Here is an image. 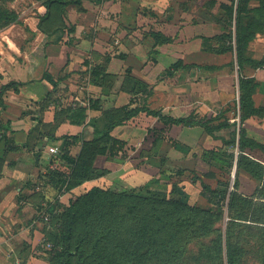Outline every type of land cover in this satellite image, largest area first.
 Wrapping results in <instances>:
<instances>
[{
    "label": "rangeland",
    "instance_id": "374dc122",
    "mask_svg": "<svg viewBox=\"0 0 264 264\" xmlns=\"http://www.w3.org/2000/svg\"><path fill=\"white\" fill-rule=\"evenodd\" d=\"M48 2L0 0V10L17 17L15 21H0V91L8 73L12 72L7 79L16 77V68L29 81L43 77L51 43L46 42L48 36L40 28L82 32L84 39L91 35L90 30L98 29L102 7L83 1L64 7V14V8L56 3L52 5V20L45 21ZM167 2L142 0L140 14L143 12L147 19H141L146 23L141 27L139 41L153 59L143 68L145 77L141 80L147 89L144 93V86H137L139 91L134 96L125 91L124 98L114 105L124 106L134 97L137 103L133 107L158 111L163 118L142 112L112 129L109 150L97 158L93 176L71 190L68 186L73 164L62 158L60 162L66 166L61 170L64 185L59 188L53 184L52 195L45 204L57 200L62 211L73 196L93 188L135 197L119 208L97 211L87 229H79L71 243L73 249L77 248L72 257L74 264H227L228 236L244 249L240 264H264V212H258L254 202L247 208L240 202L233 205L235 208L230 206V192L235 188L244 196H254L256 201L259 183L245 170L237 171V143L234 146L228 142L239 139L240 77L256 81L253 75L264 67V10L249 13L244 19L243 25L255 33V39L245 54L250 61L240 68L237 24L235 20L232 24L228 21V11L234 2L235 14L238 0H186L179 4L185 12L180 18L178 1L168 6ZM261 4L255 0L249 7L264 6ZM225 34H230L232 40L226 39ZM55 46L63 47L62 41ZM113 46L116 48L114 42ZM183 52L184 59L177 58ZM162 53L169 54L173 61H157ZM178 61L186 67L173 71L169 77L168 70ZM136 64L139 68L140 64ZM215 117L235 124L217 133L223 140L211 138L202 127H186L172 121H211ZM118 120H111V124L98 121L99 129L92 127L93 139ZM249 120L243 126L256 127L257 122ZM212 154H218L220 159H213ZM251 157L262 161L264 151L258 150ZM219 182L230 185L226 200L220 203L215 199ZM66 195L67 202L63 203L61 197ZM145 198L150 202H144ZM55 222L52 220L47 226L52 229L49 241L57 264H62L66 255L63 230ZM83 237L87 240L83 241ZM217 239L222 251L214 257L211 253L219 245Z\"/></svg>",
    "mask_w": 264,
    "mask_h": 264
},
{
    "label": "crops",
    "instance_id": "0c3cea01",
    "mask_svg": "<svg viewBox=\"0 0 264 264\" xmlns=\"http://www.w3.org/2000/svg\"><path fill=\"white\" fill-rule=\"evenodd\" d=\"M177 1L179 5L186 0ZM169 4L174 5L175 0H168L166 5ZM141 5L142 0H112L99 5L102 7L99 27L93 32L90 30L88 34L91 35L86 39L82 32L70 36L58 32L46 37V42L51 44L47 49L45 71L61 80L56 89L42 78L25 79V74L17 68L14 72L16 77L7 79L11 77L10 72L3 80L1 85L11 81L24 85L19 93L9 91L4 97L3 108L0 107V126L8 125L12 130L8 133L7 142L0 143V264H50L45 253L40 251L46 240L47 224L40 219L39 209L52 195V187L45 185V174L42 173L46 172L50 157L58 159L51 166L53 169L62 166L59 155L49 152L50 147L61 150V143L52 142L49 138L81 135L86 140L94 134L88 122L91 117H99L101 111L88 109L89 118L83 124L76 123L74 117L71 120L59 113L68 106L75 114L78 108L89 107L91 98L100 96L101 88L91 82L90 72L94 67L102 66L107 72L121 74L122 77L130 71L131 77L144 80L143 68L152 64L153 59L139 41L142 39L141 27L146 23L141 19H147L143 13L140 14ZM167 6L162 5L164 8ZM181 16L184 17L185 12L179 5L177 17ZM61 38L63 47H54ZM158 56L156 60L162 64L173 61L169 54ZM177 58L184 59V52ZM136 63L140 64L139 68ZM253 77L257 83L254 103L256 107H264V67L258 68ZM124 93L121 91L108 98L106 108L124 98ZM251 121L257 125L246 127L248 134L264 143V115L253 117L249 123ZM80 149V144L72 146L71 154H78ZM259 162L264 164V160ZM61 201L67 202V195L61 197Z\"/></svg>",
    "mask_w": 264,
    "mask_h": 264
},
{
    "label": "trees",
    "instance_id": "16d2710c",
    "mask_svg": "<svg viewBox=\"0 0 264 264\" xmlns=\"http://www.w3.org/2000/svg\"><path fill=\"white\" fill-rule=\"evenodd\" d=\"M83 1H89L92 4L95 5H103L109 1L112 0H49V2L46 4V15L44 17L45 21H51L53 18V12H52V5L56 4L60 5L61 7H68V6H77ZM255 0H238L237 8L235 9L234 14V7L235 4L233 2L230 10L228 11V21L229 24H232V22L235 20L238 28V33L236 36V42L238 44V63L240 65V68L244 66L245 63L249 62L250 60L248 58H245V54L248 51L249 44L251 41L255 39V33L251 32L248 29V26L243 25L245 17L248 16L249 13H262L264 10V6H259L258 8H250L249 4ZM261 1V3H264V0H258ZM261 4V5H262ZM59 6V7H60ZM63 13L66 14V8L63 9ZM143 13V12H142ZM3 18H7L11 21H15L17 17L8 11L2 12L0 10V21ZM43 20V21H44ZM41 27V26H40ZM42 30L43 34H46L47 36H53L58 32H61L63 35L65 33H68L69 36L75 34L74 31L71 30ZM225 38L228 40H232V36L229 34H225ZM159 37L161 35L158 34ZM169 39L165 40L167 42ZM60 41H64L62 38L59 39L57 42L60 43ZM264 64V62H263ZM180 67H186L181 61L176 62L171 66V69L168 70V76L171 77L172 74H174L173 71L179 69ZM91 82L94 86L101 88V94L98 98H91L89 100V107H80L75 111V114H73L72 107L65 106L63 109L60 110L59 113H61L65 117H69V119L73 120L74 118L77 119L75 122L79 124H83L86 122V120L89 118L87 114V110L90 109L91 111H101L102 114L99 117H91L88 125L95 128V131H97V122L102 120L105 124L112 123L111 120H114L118 118L119 120L112 124L108 130L104 132L103 135L99 137H95L92 141H86L83 139L81 135L77 136H63L60 138H54L50 136V140L52 142L59 141L61 143L60 145V154L59 159L65 158L69 159V162L73 164V169L70 174L69 178V186L68 189L71 190L75 187L81 186L85 181H87L89 178L93 176V173L95 171V162L99 156L106 155L107 151L109 150V140L111 135L112 129L117 127L118 125L125 123L127 120H132L134 117L139 115L142 112H146L149 115H153L155 117H159L160 119L163 118V116L158 111L150 110L146 107H133L132 105L134 103H137V100H134V97H130V101L128 104L116 107L112 106L109 108H106L107 99L110 98L112 95L119 94L121 91L125 92L127 91L130 96H134L136 93V87H143L144 86V93L147 89V84L142 81L141 79L134 78L130 76V71L127 72L126 77H121V75L114 74L107 72L102 68V66L94 67L91 70ZM121 77V80H118V78ZM42 80L47 81L50 85L53 86L54 89L57 88L60 79H55L52 75H50L48 72H44ZM120 83L119 86L114 84ZM23 83H18L15 81H11L8 84L4 85L1 88L0 91V107L3 108L4 105V97L8 94L9 91L14 90V92L19 93L21 91V87L23 86ZM117 86V87H116ZM257 90V83L255 80L246 79L244 77H240V103H241V111L242 115L240 118L241 126L238 132L239 139L236 141V139H232L228 141L229 143L236 146L238 148V155L236 157V166L237 171L239 172L241 169L245 170L249 175L255 178V180L258 181L259 187L256 189V201L255 197H249L244 196L241 193L238 192L237 188L230 192V206L233 208L238 202L241 203L240 206L244 207L250 205H258V212H264V164L257 161L256 159H253L251 156L253 153H255L258 150L264 151V143H261L257 141L255 138H252L248 134V130L244 125V123L256 116L262 117L264 115V107H256L254 103V94ZM139 91V90H138ZM136 91V92H138ZM147 94V93H146ZM134 100V101H133ZM73 114V115H72ZM74 117V118H73ZM221 117H215L211 121H189L186 118L181 119H173L172 121L177 125H184L186 127H195L199 126L204 129V131L213 139L216 140H223L220 136L217 135L218 132H221L225 129L232 128L235 124L230 122L228 119L221 120ZM74 122V123H75ZM104 124V125H105ZM12 132L10 127L7 125L0 126V143L7 142L8 140V133ZM81 145V149L77 156L71 154L70 148L72 146H78ZM108 148V150H107ZM213 159L219 160L220 156L218 154H212ZM72 158V159H70ZM50 160H48L46 169H48V166L50 164V167L58 161L55 157H50ZM74 159V160H73ZM231 159L235 160V156L231 155ZM233 160V161H234ZM233 161L230 162V166L233 167ZM60 165L62 168H56L57 171H53L54 169L51 167L49 168L44 175V180H46L44 183L45 185L50 186L53 188V184H56L59 188L64 185V180L62 179V169H65L66 166L63 164ZM64 167V168H63ZM52 171V172H50ZM50 172V173H49ZM41 176V175H40ZM55 186V185H54ZM34 189L35 185H33ZM229 183L228 182H219L218 188L215 190V199L220 203L222 201L226 200V196L229 191ZM58 188V189H59ZM128 196L126 195H114L111 194L105 190H102L100 188H93L88 193L83 195H76L73 196L69 200V205L65 206L64 209L61 211L59 209L60 204H58L57 200H53L52 202L46 203L48 207V212L50 213V222L56 221V223L60 224V227H62L63 230V238L62 242L65 245L66 255L63 260L62 258V264H74V261L72 259L73 252L76 251L77 248H74L71 246V243L74 239H76V236L78 235V231L81 228H86L93 220L95 219V216L97 214V211L100 210H109V209H115L119 208L126 203L129 202V199L132 197L135 200L134 196ZM144 202L148 203L150 202L149 199H143ZM254 202V203H253ZM257 202L259 204H257ZM234 205V206H233ZM44 206H41L39 211L40 213L44 209ZM235 208V207H234ZM133 209V208H132ZM249 209V208H248ZM61 211V213H60ZM131 212V210L129 209ZM60 213V214H59ZM49 222V223H50ZM47 224V226L49 225ZM260 223V222H258ZM51 228L46 227L45 230V237L47 241H44L42 244L40 250L42 253H45L46 258L50 262V264H57V258L54 255L53 250L51 247L53 246L52 242L49 241V239L52 237ZM230 236H228V242L226 244V258H227V264H240V259L244 255V249L235 243L232 242L231 239H229ZM82 240H87L86 237H83ZM50 244L51 247L47 248V245ZM216 244H219L215 248V252L211 253L212 256L216 257L217 255L220 256V252L222 251V245L219 243V240H216ZM44 246V247H43ZM220 247V250H219ZM219 250V253H218Z\"/></svg>",
    "mask_w": 264,
    "mask_h": 264
},
{
    "label": "built area",
    "instance_id": "2783aa9c",
    "mask_svg": "<svg viewBox=\"0 0 264 264\" xmlns=\"http://www.w3.org/2000/svg\"><path fill=\"white\" fill-rule=\"evenodd\" d=\"M49 152L50 154L52 155H59L60 154V150L58 147H50L49 148ZM45 208L42 210V212L40 213V219L44 222V223H49L50 222V213L48 212V207H47V204H44L43 205ZM44 247V246H43ZM51 245L48 244L47 245V248H50ZM41 251V250H40Z\"/></svg>",
    "mask_w": 264,
    "mask_h": 264
},
{
    "label": "water",
    "instance_id": "95a60500",
    "mask_svg": "<svg viewBox=\"0 0 264 264\" xmlns=\"http://www.w3.org/2000/svg\"><path fill=\"white\" fill-rule=\"evenodd\" d=\"M93 136H94V134H92V136H91L90 139H86V141H87V142H88V141H92V140H93Z\"/></svg>",
    "mask_w": 264,
    "mask_h": 264
}]
</instances>
